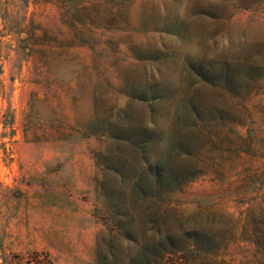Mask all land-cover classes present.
Returning a JSON list of instances; mask_svg holds the SVG:
<instances>
[{"label":"rangeland","instance_id":"1","mask_svg":"<svg viewBox=\"0 0 264 264\" xmlns=\"http://www.w3.org/2000/svg\"><path fill=\"white\" fill-rule=\"evenodd\" d=\"M159 249L264 264V0H0V264Z\"/></svg>","mask_w":264,"mask_h":264},{"label":"trees","instance_id":"2","mask_svg":"<svg viewBox=\"0 0 264 264\" xmlns=\"http://www.w3.org/2000/svg\"><path fill=\"white\" fill-rule=\"evenodd\" d=\"M155 187V186H153ZM165 251H160V249L157 251V253L154 255L150 261V264H160V260L163 258Z\"/></svg>","mask_w":264,"mask_h":264}]
</instances>
